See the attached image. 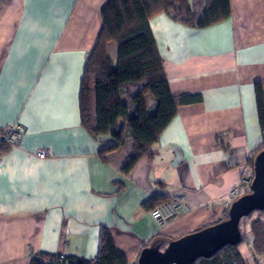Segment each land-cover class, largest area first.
Here are the masks:
<instances>
[{
    "label": "crops",
    "instance_id": "obj_1",
    "mask_svg": "<svg viewBox=\"0 0 264 264\" xmlns=\"http://www.w3.org/2000/svg\"><path fill=\"white\" fill-rule=\"evenodd\" d=\"M109 1L0 0V130L24 129L0 153V264H30L36 253L94 260L102 228L134 264L154 238L216 224L250 176L246 159L261 141L264 0H227L228 17L207 27L163 12L148 19L169 91L198 100L177 107L152 155L127 174L126 153L100 157L80 119V80ZM209 1L187 3L198 18ZM176 194L186 212L159 226L143 203ZM252 218L241 223L237 252L264 264V251L252 252Z\"/></svg>",
    "mask_w": 264,
    "mask_h": 264
},
{
    "label": "trees",
    "instance_id": "obj_2",
    "mask_svg": "<svg viewBox=\"0 0 264 264\" xmlns=\"http://www.w3.org/2000/svg\"><path fill=\"white\" fill-rule=\"evenodd\" d=\"M161 12L189 27H207L227 18L229 5L227 0H210L198 18L187 0H110L102 8L99 36L86 56L80 80V119L83 128L97 142L100 157L105 158L107 153L119 148L126 153L121 167L124 174L141 157L152 155L153 145L175 117L177 107L198 100L194 95L173 96L169 91L148 20ZM255 100L261 141L246 159L250 176L255 155L264 149V92L261 87H257ZM6 147L2 143L0 153ZM249 187L246 186L244 193L249 192ZM167 199L156 195L146 200L143 207L152 210ZM254 213L264 215L262 211H253L241 221L250 219ZM227 214L228 209L218 221L226 219ZM249 232L252 252L259 257L264 251V221L252 218ZM98 239V254L94 260L64 256L59 263L44 262V254L36 253L30 254V264H130L116 250L107 229H101ZM191 264L246 263L239 256L237 245H227L211 257L199 258Z\"/></svg>",
    "mask_w": 264,
    "mask_h": 264
},
{
    "label": "water",
    "instance_id": "obj_3",
    "mask_svg": "<svg viewBox=\"0 0 264 264\" xmlns=\"http://www.w3.org/2000/svg\"><path fill=\"white\" fill-rule=\"evenodd\" d=\"M253 160L249 192L229 204L226 219L178 239L157 238L142 248L137 264H191L211 257L224 246L239 244L243 235L241 219L253 211L264 212V149Z\"/></svg>",
    "mask_w": 264,
    "mask_h": 264
},
{
    "label": "built area",
    "instance_id": "obj_4",
    "mask_svg": "<svg viewBox=\"0 0 264 264\" xmlns=\"http://www.w3.org/2000/svg\"><path fill=\"white\" fill-rule=\"evenodd\" d=\"M22 132H24V129L21 125L13 124L10 126H6L2 130H0V147L2 143H4L8 147H12L14 145H17L20 141V138L22 136ZM45 150H41L39 154L41 156L46 155ZM251 176L249 178H242L240 182L235 186L230 193L228 194V197L230 200H235L239 197V195L243 194L244 191H246V186L250 185ZM187 205L186 201L183 198L181 194H176L170 198V201H167L166 203H163L159 206H156L154 209L150 210L149 213L151 214V217L157 223L159 226L165 225L169 219L179 215L182 212H186ZM64 260V255H58L56 258L52 257H44V262L53 261L55 263L62 262Z\"/></svg>",
    "mask_w": 264,
    "mask_h": 264
},
{
    "label": "rangeland",
    "instance_id": "obj_5",
    "mask_svg": "<svg viewBox=\"0 0 264 264\" xmlns=\"http://www.w3.org/2000/svg\"><path fill=\"white\" fill-rule=\"evenodd\" d=\"M261 217V215L254 213V218Z\"/></svg>",
    "mask_w": 264,
    "mask_h": 264
}]
</instances>
